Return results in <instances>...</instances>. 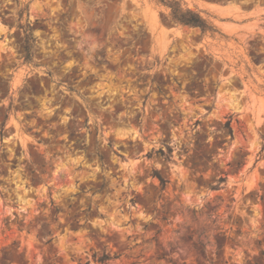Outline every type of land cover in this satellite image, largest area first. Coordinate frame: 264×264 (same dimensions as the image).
<instances>
[{"label": "rangeland", "instance_id": "obj_1", "mask_svg": "<svg viewBox=\"0 0 264 264\" xmlns=\"http://www.w3.org/2000/svg\"><path fill=\"white\" fill-rule=\"evenodd\" d=\"M181 2L0 0V264H264V0Z\"/></svg>", "mask_w": 264, "mask_h": 264}, {"label": "trees", "instance_id": "obj_2", "mask_svg": "<svg viewBox=\"0 0 264 264\" xmlns=\"http://www.w3.org/2000/svg\"><path fill=\"white\" fill-rule=\"evenodd\" d=\"M159 3L170 9L171 11L170 16L175 23L191 28H200L203 32H207V31L217 32L216 28L213 25H211L208 22V20L201 15L200 12H196L189 9L188 7H184L181 0H170L168 2L166 0H159ZM24 49L25 52L28 49L26 43ZM156 177H158L162 187L164 188L166 183L165 180L159 174H156ZM217 187L218 186L213 187V189L217 190L218 189ZM262 202L264 204V195L262 196ZM110 260L111 257L109 255H105L104 257L100 258L98 262L105 263Z\"/></svg>", "mask_w": 264, "mask_h": 264}]
</instances>
